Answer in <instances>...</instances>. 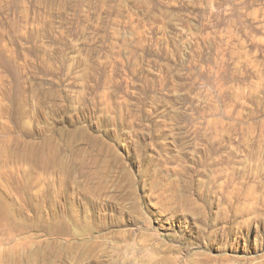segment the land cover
<instances>
[{
    "label": "rangeland",
    "instance_id": "1",
    "mask_svg": "<svg viewBox=\"0 0 264 264\" xmlns=\"http://www.w3.org/2000/svg\"><path fill=\"white\" fill-rule=\"evenodd\" d=\"M0 264H264V0H0Z\"/></svg>",
    "mask_w": 264,
    "mask_h": 264
}]
</instances>
